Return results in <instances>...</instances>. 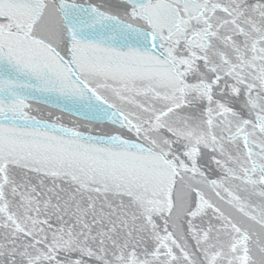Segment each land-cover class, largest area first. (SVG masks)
<instances>
[{"label":"snow or ice","instance_id":"snow-or-ice-1","mask_svg":"<svg viewBox=\"0 0 264 264\" xmlns=\"http://www.w3.org/2000/svg\"><path fill=\"white\" fill-rule=\"evenodd\" d=\"M0 264H264V0H0Z\"/></svg>","mask_w":264,"mask_h":264},{"label":"water","instance_id":"water-1","mask_svg":"<svg viewBox=\"0 0 264 264\" xmlns=\"http://www.w3.org/2000/svg\"><path fill=\"white\" fill-rule=\"evenodd\" d=\"M41 107L43 108V107H46V106H44V105H41Z\"/></svg>","mask_w":264,"mask_h":264}]
</instances>
